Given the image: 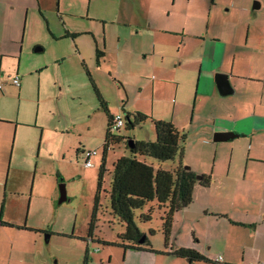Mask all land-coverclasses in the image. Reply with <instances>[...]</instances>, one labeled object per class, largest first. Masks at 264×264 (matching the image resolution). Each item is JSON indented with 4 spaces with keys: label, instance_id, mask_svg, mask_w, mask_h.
I'll use <instances>...</instances> for the list:
<instances>
[{
    "label": "rangeland",
    "instance_id": "1",
    "mask_svg": "<svg viewBox=\"0 0 264 264\" xmlns=\"http://www.w3.org/2000/svg\"><path fill=\"white\" fill-rule=\"evenodd\" d=\"M254 1L260 2L45 0L40 11L38 7L29 10L15 64L8 66L2 78L12 79L17 71L21 85H5L2 100V114L15 118L6 120L16 121L17 125H6L7 137L2 150L6 166L0 170V206L3 204V209L6 205L2 221L18 227L25 225L34 231L0 226L3 260L0 263L86 264V246L87 264L124 262L125 254L117 246L80 240L87 239L95 198L98 206L94 237L116 242L124 231L122 224L110 214L109 170L118 157L129 155L126 139L109 148L104 162L107 171L97 193L107 122L82 60L113 114L117 111L125 114V109L148 114L145 121L133 128L123 126L121 135L134 140H154L152 119L170 120L185 135L184 165L197 168L200 174H210L211 75L204 68L200 70L195 53L201 52V33L206 34V41H210L211 35L238 38H244L247 32L253 35L260 18L247 21L248 13L243 12L241 5L244 2L251 13H262L263 9H252ZM101 26L106 28V41H103ZM89 29H94L98 47L104 50L99 65L95 52L97 42L92 36H64L66 31ZM77 43L83 57L74 52ZM37 46L42 51H35ZM151 46L155 51L152 56ZM145 50L147 55L142 53ZM173 60L180 63L178 68ZM160 64L168 66L169 72L159 71ZM6 83L9 81L3 84ZM78 148L85 152L97 151L90 157L91 166L84 164L86 154ZM159 164L163 169H171L177 161L154 163L156 168ZM60 183L66 189V199L61 203L58 202ZM205 200L194 202L187 214L196 224L182 223L184 213L177 212L175 230L184 224V230H188L192 224L196 231L208 237L213 233V240L219 239L221 228L214 225L209 228L200 211V202ZM150 206L153 207L151 219L144 222L140 215L147 214ZM162 213L155 200L133 213V222L139 231L149 240L159 241L160 246L164 242ZM187 261L182 264H190Z\"/></svg>",
    "mask_w": 264,
    "mask_h": 264
},
{
    "label": "crops",
    "instance_id": "2",
    "mask_svg": "<svg viewBox=\"0 0 264 264\" xmlns=\"http://www.w3.org/2000/svg\"><path fill=\"white\" fill-rule=\"evenodd\" d=\"M44 1L0 0V81L2 84L0 88V170H4L6 166L2 157V150L7 137L6 125H17L16 121L13 122L15 118H7L2 114V100H4L6 92L5 85H15L10 78L7 80L2 78H4L8 66L13 67L15 64L14 59H16L21 47L19 41L26 31L29 10L38 7L40 11ZM241 7L243 12L248 13L247 21L253 17L260 18L256 21L253 35H249L248 32L244 38L226 36L225 34L218 37L211 35L210 41H206V34L201 33V52L199 53L194 49L196 51V64H199L200 70L204 68L211 75L210 144L213 156L210 174L202 173L210 176L209 183L206 185L197 183L193 188L191 203L178 212L184 213L182 223L189 221L196 224L194 219H188L187 214L194 202L199 201V199H206L200 202V211L204 214L209 228L211 225H214L215 228H221L220 235L218 234L219 239L213 240L215 236L213 233L209 237L205 236L203 232L196 231L192 224L188 230H184L186 224L175 230L173 223L168 248L163 249L164 242L160 246L159 241L153 242L148 238L152 251L144 247L140 250L118 247L125 254L124 262L121 264L185 263V259L169 255V252L177 248L197 251L209 260V264H249L251 262L264 264V11L260 14H256L255 11L251 13L253 11H250L244 2ZM257 9L264 10V0H260ZM248 28H250V24ZM100 29L103 41H106V28L101 26ZM73 32L66 31L64 36L76 38L80 34H86L92 36L97 42V44L95 43V50L99 49L103 52L102 56L97 59L99 65V59L104 56V50L98 47L94 29H89L86 32ZM194 35L198 37L197 34ZM42 49L41 46L34 48L35 51H42ZM149 51L151 56L154 55L153 46ZM74 52L82 56L78 43ZM142 53L143 55L148 54L146 50ZM143 57L145 58V56ZM163 61L164 56L161 59L162 63ZM205 62L208 63L207 66L204 65ZM152 64L149 65L152 66ZM161 64L158 65V70L163 74L166 70L169 72V67ZM178 64L180 63L178 62ZM178 64L177 61H174L176 68H178ZM82 65L90 82L91 80L94 82L83 60ZM216 72L228 74L233 93L227 96L219 94L214 81ZM15 75H18L17 71ZM5 81H9V83L3 84ZM20 85L19 77V85L16 86L19 87ZM225 131H237L244 133V135L232 140H213L215 132ZM192 170L197 175H202L193 166ZM2 205L0 206V220L3 218L6 209V205L3 206V209ZM210 219L211 222H209ZM0 226L6 228L1 224ZM200 235L205 237V242ZM209 238H211V243ZM86 240L88 244H92L89 238ZM86 250H88L87 246ZM108 256L111 260V255ZM218 257L222 258L221 262H215ZM88 259L89 253L86 264ZM99 259H103L102 255L99 256ZM0 260L3 261L2 256Z\"/></svg>",
    "mask_w": 264,
    "mask_h": 264
},
{
    "label": "trees",
    "instance_id": "3",
    "mask_svg": "<svg viewBox=\"0 0 264 264\" xmlns=\"http://www.w3.org/2000/svg\"><path fill=\"white\" fill-rule=\"evenodd\" d=\"M97 59L102 56V50L96 49ZM92 87L99 101V106L105 113L107 125L102 144V161L99 166L97 175V193L100 191L103 173L107 171L105 168V156L109 148L119 141L125 140V145L129 149V155L118 157L109 170V206L110 214L115 217L124 228L116 239V242H109L94 237L93 229L95 227L96 212L98 202L93 205L91 218L88 224L87 238L92 243H101L105 246H117L122 249L140 250L146 248L152 251L148 241V237L139 231L133 222V213L135 210L143 209L148 202L155 200L158 209L163 210L161 216V231L164 238L165 248L169 247V238L171 228L174 223V216L177 212L185 209L192 201L193 188L197 183L206 185L210 181V176L204 174L198 179L192 168L184 165V143L185 135L180 132L170 120L152 119L155 138L154 140H134L133 147H129L125 136L119 133L120 129L133 128L137 124L145 121L149 116L140 110L125 111L122 114L124 119L123 125L118 129H111V122L114 114H112L105 101L102 99L97 86L91 80ZM124 109V108H123ZM83 152L80 148L79 152ZM147 158L151 159V162ZM164 161H177L176 166L171 169H163L155 167L154 163ZM153 207H149L147 214H141L140 219L144 222L151 219V211ZM0 224L4 227H13L34 231L25 225L18 227L12 223L0 220ZM152 232V231H151ZM144 242L139 243L143 238ZM70 237L74 238L71 234ZM84 241L86 239L80 238ZM87 243V240H86ZM144 247V248H143ZM88 251H85L84 263L87 261ZM176 258H182L193 264L196 262L210 263L202 254L192 249L177 248L169 252Z\"/></svg>",
    "mask_w": 264,
    "mask_h": 264
},
{
    "label": "water",
    "instance_id": "4",
    "mask_svg": "<svg viewBox=\"0 0 264 264\" xmlns=\"http://www.w3.org/2000/svg\"><path fill=\"white\" fill-rule=\"evenodd\" d=\"M259 7V2H254L252 9H257ZM214 81L216 83L218 92L222 96H227L231 93H233V88L230 84V81L228 79V74L227 73H222V72H216L214 75ZM244 133H240L237 131H225V132H215L213 134V140L218 141V140H232L234 138H237L239 136H243ZM128 146L133 147L134 139L129 138L127 140ZM190 167V166H186ZM198 179L201 178V175L196 176ZM66 199V189H65V184L60 183L59 184V197H58V202L61 203ZM144 242V237L139 240V243L142 244Z\"/></svg>",
    "mask_w": 264,
    "mask_h": 264
},
{
    "label": "built area",
    "instance_id": "5",
    "mask_svg": "<svg viewBox=\"0 0 264 264\" xmlns=\"http://www.w3.org/2000/svg\"><path fill=\"white\" fill-rule=\"evenodd\" d=\"M12 81V83H14L15 85H19V77L18 75L14 76L12 79H10ZM1 81H0V88H1ZM124 123V119L122 117V114L121 113H116L114 114L113 118H112V122H111V129L114 130V129H118L120 128ZM85 152V151H83ZM97 151L96 150H93V151H90V150H86L85 154H86V160H85V165L86 166H91L92 163H91V160H90V157L92 154H95ZM221 262L222 261V258L221 257H218L215 262ZM249 264H255V263H249ZM258 264H262V263H258Z\"/></svg>",
    "mask_w": 264,
    "mask_h": 264
},
{
    "label": "flooded vegetation",
    "instance_id": "6",
    "mask_svg": "<svg viewBox=\"0 0 264 264\" xmlns=\"http://www.w3.org/2000/svg\"><path fill=\"white\" fill-rule=\"evenodd\" d=\"M255 10V9H254Z\"/></svg>",
    "mask_w": 264,
    "mask_h": 264
}]
</instances>
